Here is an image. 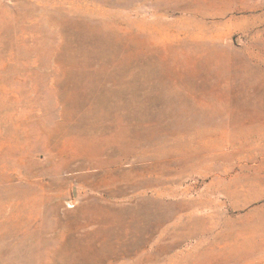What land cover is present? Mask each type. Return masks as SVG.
<instances>
[{"label": "rangeland", "instance_id": "obj_1", "mask_svg": "<svg viewBox=\"0 0 264 264\" xmlns=\"http://www.w3.org/2000/svg\"><path fill=\"white\" fill-rule=\"evenodd\" d=\"M0 264H264V0H0Z\"/></svg>", "mask_w": 264, "mask_h": 264}]
</instances>
